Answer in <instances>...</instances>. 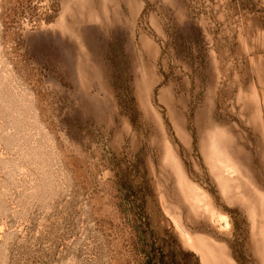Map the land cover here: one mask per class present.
<instances>
[{"label": "rangeland", "instance_id": "1", "mask_svg": "<svg viewBox=\"0 0 264 264\" xmlns=\"http://www.w3.org/2000/svg\"><path fill=\"white\" fill-rule=\"evenodd\" d=\"M0 264H264V0H0Z\"/></svg>", "mask_w": 264, "mask_h": 264}]
</instances>
